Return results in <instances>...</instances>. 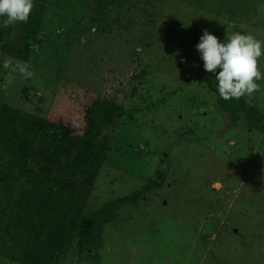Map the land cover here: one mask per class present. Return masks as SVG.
Masks as SVG:
<instances>
[{"label":"rangeland","instance_id":"374dc122","mask_svg":"<svg viewBox=\"0 0 264 264\" xmlns=\"http://www.w3.org/2000/svg\"><path fill=\"white\" fill-rule=\"evenodd\" d=\"M34 1L51 38L24 59L3 51L21 30L0 18V123L6 108L40 118L56 138L78 136L84 108L105 97L124 116L99 128L105 150L86 209L129 195L157 171L165 177L105 225L97 263L74 240L60 264H264V130L244 115L231 125L213 92L185 80L203 65L194 43L203 30L219 42L235 28L264 40V0ZM21 63L34 75L23 77ZM258 67L264 74V56ZM258 83L245 100L264 115ZM35 167L0 145V231ZM0 264L18 263L0 254Z\"/></svg>","mask_w":264,"mask_h":264},{"label":"trees","instance_id":"16d2710c","mask_svg":"<svg viewBox=\"0 0 264 264\" xmlns=\"http://www.w3.org/2000/svg\"><path fill=\"white\" fill-rule=\"evenodd\" d=\"M43 8H34L27 23H21V35L3 51L19 59L38 44H46L50 36L44 33ZM233 32L245 33L239 28ZM199 43V37L194 40ZM219 69H217L218 73ZM216 73L205 72L203 65L189 71L186 81H198L216 96V108L235 125L241 115L248 125L260 123L264 130V115L248 104L245 97L228 101L216 90ZM0 123V145L6 144L14 155L31 159L35 169L26 173L28 189L13 202L9 216L0 231V254L18 264H60L59 256L76 240L80 253L93 263L100 260L102 232L113 223L119 211L134 206L147 193L160 189L165 177L159 171L153 179L129 195L103 203L97 210H87V200L96 181L104 146L98 140L99 128L109 129L124 116V109L108 98H102L84 108L81 134L56 138L41 129L40 118H21L3 109Z\"/></svg>","mask_w":264,"mask_h":264},{"label":"clouds","instance_id":"9594fccd","mask_svg":"<svg viewBox=\"0 0 264 264\" xmlns=\"http://www.w3.org/2000/svg\"><path fill=\"white\" fill-rule=\"evenodd\" d=\"M33 8L34 0H0L3 26L27 23ZM195 49L200 54L205 72L216 73V90L223 100L250 97L260 90L258 81L264 80V74L258 67V61L264 56V40L250 33L233 32L223 42H219L216 36L205 29ZM5 67L10 65L5 64ZM29 67L21 63L18 71L23 77L29 78L34 75Z\"/></svg>","mask_w":264,"mask_h":264}]
</instances>
